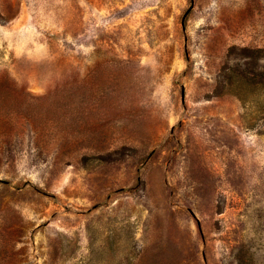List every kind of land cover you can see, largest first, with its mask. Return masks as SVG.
<instances>
[{"label": "rangeland", "instance_id": "374dc122", "mask_svg": "<svg viewBox=\"0 0 264 264\" xmlns=\"http://www.w3.org/2000/svg\"><path fill=\"white\" fill-rule=\"evenodd\" d=\"M257 49L264 0H0V264H264Z\"/></svg>", "mask_w": 264, "mask_h": 264}, {"label": "trees", "instance_id": "16d2710c", "mask_svg": "<svg viewBox=\"0 0 264 264\" xmlns=\"http://www.w3.org/2000/svg\"><path fill=\"white\" fill-rule=\"evenodd\" d=\"M263 53V49H257L255 54H245L246 57H251L252 61H246L243 69L241 67L238 68L240 69L238 75L241 78V82L249 86H264V65L261 63L264 56Z\"/></svg>", "mask_w": 264, "mask_h": 264}]
</instances>
